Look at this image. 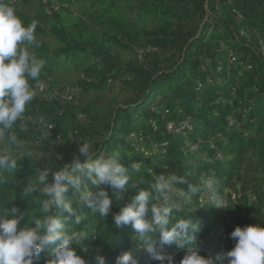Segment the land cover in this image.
<instances>
[{"label":"trees","instance_id":"16d2710c","mask_svg":"<svg viewBox=\"0 0 264 264\" xmlns=\"http://www.w3.org/2000/svg\"><path fill=\"white\" fill-rule=\"evenodd\" d=\"M59 1L58 10L47 12L44 0H5L25 25L37 22L39 46L29 50L44 66L30 84L50 83L49 93L37 94L24 117L41 116L54 128L42 140L36 124L24 119L26 132L19 122L13 129L21 147L8 144L6 136L0 138L18 157L15 170H0L7 178L0 185V207L23 214L21 227L39 218L44 197L34 192L24 198L23 189L45 168L49 182L54 171H71L85 139L96 148L93 158L119 152L118 162L130 172L123 190L93 186L82 178V188L94 193L103 188L112 199L106 218L83 205L71 186L64 195L81 223L76 225L62 207L53 209L67 231L85 234L75 246L87 264H96L97 255L115 264L125 252L138 264H158L131 226L117 227L112 217L141 190L157 196L151 186L160 175L183 181L174 185L169 204L181 194L191 197L188 205L173 212V222L190 217L200 225L193 244L163 249L176 264L192 246L210 257L203 244L217 245L221 227L232 249L230 234L237 226H264V0H80L95 8L91 20L73 15L72 0ZM128 7L134 16L126 21L123 11ZM141 48L144 55L138 52ZM69 61L68 68L79 75L57 90L72 86L80 92L71 101H61L50 93L54 77ZM79 162L86 158L80 156ZM133 163L141 165L138 172L132 170ZM207 176L217 180L229 208L200 206L201 192L191 189H199ZM153 203L164 202L153 199L149 208ZM46 260L41 253L36 264Z\"/></svg>","mask_w":264,"mask_h":264},{"label":"clouds","instance_id":"9594fccd","mask_svg":"<svg viewBox=\"0 0 264 264\" xmlns=\"http://www.w3.org/2000/svg\"><path fill=\"white\" fill-rule=\"evenodd\" d=\"M37 22L25 25L17 16L15 9L5 0H0V138L7 137V143L19 148L21 141L13 130L19 122L21 131H27L24 121L26 107L36 97L37 92L31 86V80H37L44 66L30 52V46H39L35 30ZM79 156L74 157L71 171L61 168L52 173L49 182V169L39 171L23 189L22 196L30 197L39 192L44 197L39 202V218L35 216L29 223L20 226L23 214L16 208L11 211L0 207V264H36L41 253L46 254V264H87L86 259L75 246L84 238L82 231H67L62 219L53 215L54 208H63L68 216H74L76 225L82 217L65 193L71 186L79 193L83 205L93 209L99 217L109 215L112 199L107 191L100 188L98 192L82 188V178H86L93 186L108 185L113 190H123L129 184L130 172L119 160V152L101 153L96 158L94 145L81 139ZM86 162L80 163L79 157ZM18 157L7 148L0 150V170H15ZM132 170L139 171L141 165L133 163ZM7 178L0 174V185ZM183 182L176 175H160L152 184L157 196L151 191L141 190L126 206H122L112 219L117 227L130 225L142 247L158 264H176L175 257L163 251L165 246L175 244L179 248L194 243L195 234L200 225L192 218H179L173 222V212H179L189 204L191 197L181 194V198L168 203L174 185ZM217 180L212 176L202 177L200 187L192 188L195 193L200 191V206H211L227 209L226 199L217 188ZM160 199L164 203H149ZM206 202V203H205ZM150 213L151 219H148ZM34 224V226H30ZM235 241L234 247L215 258L204 257L195 246L188 247L179 264H264V226H237L230 234ZM96 264H107L106 257L96 256ZM115 264H138L131 252L117 257Z\"/></svg>","mask_w":264,"mask_h":264},{"label":"built area","instance_id":"2783aa9c","mask_svg":"<svg viewBox=\"0 0 264 264\" xmlns=\"http://www.w3.org/2000/svg\"><path fill=\"white\" fill-rule=\"evenodd\" d=\"M6 1L10 4H19L25 0H6ZM44 2L47 3V12L56 11L60 8L59 0H44ZM31 86L36 90L37 94L44 95L49 93L50 90V83L47 80H38L34 82ZM79 92H80L79 87L68 86L60 91L59 90L52 91L50 93V97L59 99L61 101H71L79 95ZM24 119H27L28 121H32L33 123L36 124L38 130L41 132L42 140L52 135V130L54 128V125L52 123L47 122L43 117L40 116L36 119H33L30 116V117H24ZM173 127L174 126L172 124H169V129H173ZM220 231L222 232L223 237L217 245L215 244L210 245L208 243L203 244L205 248L208 250L209 256L212 258H215L217 254H223L231 250V248L227 246V238L224 233V227H221Z\"/></svg>","mask_w":264,"mask_h":264},{"label":"rangeland","instance_id":"374dc122","mask_svg":"<svg viewBox=\"0 0 264 264\" xmlns=\"http://www.w3.org/2000/svg\"><path fill=\"white\" fill-rule=\"evenodd\" d=\"M70 9L74 16H82L85 19L91 20L95 17V8L92 7L90 3H87L86 1H80V0H72L70 2ZM124 20L128 21L130 17L133 18L134 13L131 8H125L123 11ZM131 27H134V23L127 24ZM136 28V27H135ZM140 55H144L145 50L139 49L138 50ZM71 62L69 61L67 65L65 64L63 66V69H61L60 73L54 77V80L56 81L54 84V91L59 89L60 87L66 85L68 81H73L77 78L79 75V71L75 68H68V65H70ZM4 147L2 144H0V150H2Z\"/></svg>","mask_w":264,"mask_h":264}]
</instances>
